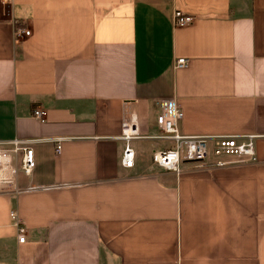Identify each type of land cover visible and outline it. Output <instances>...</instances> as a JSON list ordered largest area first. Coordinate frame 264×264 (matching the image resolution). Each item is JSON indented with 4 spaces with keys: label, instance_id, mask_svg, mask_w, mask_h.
Returning a JSON list of instances; mask_svg holds the SVG:
<instances>
[{
    "label": "crops",
    "instance_id": "obj_1",
    "mask_svg": "<svg viewBox=\"0 0 264 264\" xmlns=\"http://www.w3.org/2000/svg\"><path fill=\"white\" fill-rule=\"evenodd\" d=\"M0 1V138L36 160L0 191V264H264V0ZM176 7L196 20L175 27ZM164 97L184 133L257 135V160L174 172L143 138L124 166L123 119L158 133Z\"/></svg>",
    "mask_w": 264,
    "mask_h": 264
},
{
    "label": "built area",
    "instance_id": "obj_2",
    "mask_svg": "<svg viewBox=\"0 0 264 264\" xmlns=\"http://www.w3.org/2000/svg\"><path fill=\"white\" fill-rule=\"evenodd\" d=\"M10 1V0H3ZM197 18L192 12L181 7H176L173 12L172 22L175 27H184L192 24ZM32 29L18 28L16 36L30 35ZM189 57L180 56L176 59V67L188 65ZM34 117L45 121L48 112L42 107H36ZM184 118V109L175 97H164L160 100V111L157 115L159 131L156 134L143 133L140 128L138 116L131 113L122 121V130L119 138L126 142L122 163L126 167H133L136 161V151L132 144L135 139L156 138L169 143L152 152L153 162L166 170L180 172L183 160L196 161L208 166H224L238 162H252L257 160L255 147V134H187L180 130L179 123ZM64 137L56 136L52 139L57 143V151L62 148ZM34 139L14 138L2 143L11 146H0V191L19 192L20 188L15 185L19 166L16 160L17 154L22 151L23 157L21 168L26 174H31L36 160L34 148L31 145ZM18 228V240L24 242L27 227L17 210L11 211Z\"/></svg>",
    "mask_w": 264,
    "mask_h": 264
},
{
    "label": "rangeland",
    "instance_id": "obj_3",
    "mask_svg": "<svg viewBox=\"0 0 264 264\" xmlns=\"http://www.w3.org/2000/svg\"><path fill=\"white\" fill-rule=\"evenodd\" d=\"M7 8V5H4L3 2L0 1V11H5Z\"/></svg>",
    "mask_w": 264,
    "mask_h": 264
}]
</instances>
